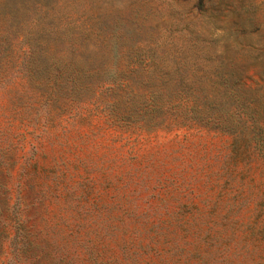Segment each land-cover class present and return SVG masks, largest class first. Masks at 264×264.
Segmentation results:
<instances>
[{
  "label": "rangeland",
  "instance_id": "rangeland-1",
  "mask_svg": "<svg viewBox=\"0 0 264 264\" xmlns=\"http://www.w3.org/2000/svg\"><path fill=\"white\" fill-rule=\"evenodd\" d=\"M94 19L142 39L230 33L261 127L142 129L106 53L30 50L37 21ZM259 43L264 0H0V264H264Z\"/></svg>",
  "mask_w": 264,
  "mask_h": 264
},
{
  "label": "trees",
  "instance_id": "trees-1",
  "mask_svg": "<svg viewBox=\"0 0 264 264\" xmlns=\"http://www.w3.org/2000/svg\"><path fill=\"white\" fill-rule=\"evenodd\" d=\"M131 27L125 19H94L77 27L76 33L61 21L54 29L37 21L38 35L30 41V50L86 53L93 47L106 53L114 67L129 71V77L118 80L117 88L124 93H119L115 106L129 113V122L139 128L198 125L238 134L261 127L253 107L256 101L243 90L246 86L237 72L242 64L234 56L230 33L211 40L189 24L188 32L179 36L142 39ZM263 48L256 45L250 57L260 60Z\"/></svg>",
  "mask_w": 264,
  "mask_h": 264
}]
</instances>
